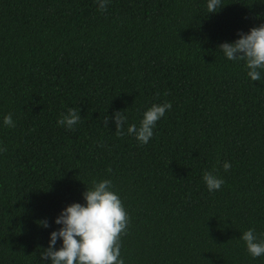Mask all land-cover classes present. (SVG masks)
Listing matches in <instances>:
<instances>
[{
	"label": "trees",
	"instance_id": "16d2710c",
	"mask_svg": "<svg viewBox=\"0 0 264 264\" xmlns=\"http://www.w3.org/2000/svg\"><path fill=\"white\" fill-rule=\"evenodd\" d=\"M206 4L0 0V122H14L0 124V264H39L54 218L105 179L128 216L124 264H264L240 239H264V69L250 81L218 49L264 24V0ZM166 102L147 144L117 134V116L126 133Z\"/></svg>",
	"mask_w": 264,
	"mask_h": 264
},
{
	"label": "clouds",
	"instance_id": "9594fccd",
	"mask_svg": "<svg viewBox=\"0 0 264 264\" xmlns=\"http://www.w3.org/2000/svg\"><path fill=\"white\" fill-rule=\"evenodd\" d=\"M110 0H97L99 11L106 10ZM220 0H207V10L215 13ZM232 42L218 46L221 54L229 61H244L246 76L250 81L261 79L264 69V24L250 28L246 33L237 32ZM171 103L153 104L143 112L139 125L132 123L122 131L125 116H117V134H127L139 144L145 145L153 136V129ZM81 119L76 109L69 108L57 120L58 126L69 130ZM3 126L14 127L10 114L3 117ZM4 149L0 147V151ZM230 164L226 161L223 169ZM202 180L208 192L219 191L224 180L213 172L205 171ZM84 203L74 202L64 207L52 223L58 227L48 234L47 247L39 255V264H124L120 257L119 238L125 232L128 216L118 194L112 190L110 180L94 181L92 187L82 193ZM39 226L48 229L47 221H39ZM246 252L252 258L264 256V239L252 228L240 235ZM59 245L57 246V242Z\"/></svg>",
	"mask_w": 264,
	"mask_h": 264
}]
</instances>
